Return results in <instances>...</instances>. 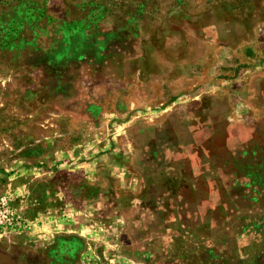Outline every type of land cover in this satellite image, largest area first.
Returning <instances> with one entry per match:
<instances>
[{
	"label": "rangeland",
	"instance_id": "rangeland-1",
	"mask_svg": "<svg viewBox=\"0 0 264 264\" xmlns=\"http://www.w3.org/2000/svg\"><path fill=\"white\" fill-rule=\"evenodd\" d=\"M0 264H264V0H0Z\"/></svg>",
	"mask_w": 264,
	"mask_h": 264
},
{
	"label": "built area",
	"instance_id": "built-area-1",
	"mask_svg": "<svg viewBox=\"0 0 264 264\" xmlns=\"http://www.w3.org/2000/svg\"><path fill=\"white\" fill-rule=\"evenodd\" d=\"M10 221L9 213L3 202H0V227H3Z\"/></svg>",
	"mask_w": 264,
	"mask_h": 264
}]
</instances>
